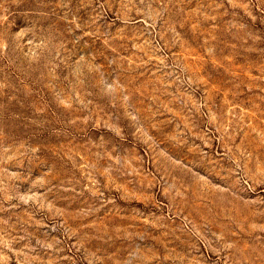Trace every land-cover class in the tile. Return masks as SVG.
<instances>
[{
    "label": "rangeland",
    "instance_id": "obj_1",
    "mask_svg": "<svg viewBox=\"0 0 264 264\" xmlns=\"http://www.w3.org/2000/svg\"><path fill=\"white\" fill-rule=\"evenodd\" d=\"M0 264H264V0H0Z\"/></svg>",
    "mask_w": 264,
    "mask_h": 264
}]
</instances>
